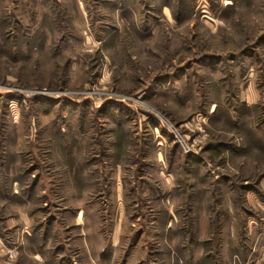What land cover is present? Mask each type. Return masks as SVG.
Here are the masks:
<instances>
[{"label":"rangeland","instance_id":"374dc122","mask_svg":"<svg viewBox=\"0 0 264 264\" xmlns=\"http://www.w3.org/2000/svg\"><path fill=\"white\" fill-rule=\"evenodd\" d=\"M263 129L264 0H0V264H264Z\"/></svg>","mask_w":264,"mask_h":264},{"label":"crops","instance_id":"0c3cea01","mask_svg":"<svg viewBox=\"0 0 264 264\" xmlns=\"http://www.w3.org/2000/svg\"><path fill=\"white\" fill-rule=\"evenodd\" d=\"M264 131V129H263ZM56 255V261L53 264H75L76 262V257L75 256H67L66 254H61V253H57ZM42 260V256L40 255ZM36 258V257H35ZM44 262L43 264H50V259H48L47 257H44Z\"/></svg>","mask_w":264,"mask_h":264},{"label":"bare ground","instance_id":"6f19581e","mask_svg":"<svg viewBox=\"0 0 264 264\" xmlns=\"http://www.w3.org/2000/svg\"><path fill=\"white\" fill-rule=\"evenodd\" d=\"M215 112V110L214 109H211V112H210V114H213Z\"/></svg>","mask_w":264,"mask_h":264}]
</instances>
